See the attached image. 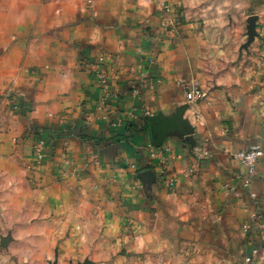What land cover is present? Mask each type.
<instances>
[{
	"label": "crops",
	"instance_id": "obj_1",
	"mask_svg": "<svg viewBox=\"0 0 264 264\" xmlns=\"http://www.w3.org/2000/svg\"><path fill=\"white\" fill-rule=\"evenodd\" d=\"M191 3L0 0V264H264L234 158L264 152V91L218 65ZM168 5L178 26L155 40ZM177 115L161 176L151 120ZM251 192L264 200V156Z\"/></svg>",
	"mask_w": 264,
	"mask_h": 264
},
{
	"label": "rangeland",
	"instance_id": "obj_2",
	"mask_svg": "<svg viewBox=\"0 0 264 264\" xmlns=\"http://www.w3.org/2000/svg\"><path fill=\"white\" fill-rule=\"evenodd\" d=\"M191 1L192 13L197 15L198 21L206 24V35L214 45L213 52L218 55V65L234 66L242 62L244 72H253L258 76L257 88L263 92L264 0ZM254 17L256 25L253 29ZM254 247L264 248V241Z\"/></svg>",
	"mask_w": 264,
	"mask_h": 264
},
{
	"label": "built area",
	"instance_id": "obj_3",
	"mask_svg": "<svg viewBox=\"0 0 264 264\" xmlns=\"http://www.w3.org/2000/svg\"><path fill=\"white\" fill-rule=\"evenodd\" d=\"M164 12H165L164 15L167 18V23L164 25V27L158 28L154 31L153 37L155 38V40H160L167 32L170 31L175 32L178 26L175 17V9L172 6L168 5L164 8ZM107 60L108 58H106L105 56H100L95 63V68L97 69L103 68L107 64L108 62ZM101 80H102V90L104 91V93L107 94V90L109 87L107 84V77L103 74L101 75ZM143 87H144L143 83L139 84L134 89V94L138 95L142 91ZM184 96L190 104L197 105L205 99L206 94L197 85L186 84L184 88ZM9 98L10 95L6 97V99ZM102 101L103 104H105L107 101V97H104ZM43 146H45V141L42 140L35 149V153L39 159L43 158V153H42ZM148 149L150 151V159L153 161H157L159 163L157 167L160 168L161 170L160 172L161 176H165L168 171V164L166 161L165 154L169 151V149H166L165 151H159L158 148L154 146V144H150L148 146ZM263 156H264V152L260 149L243 150L234 155V158L245 169V172L243 174L238 175L237 182L241 187L240 188L241 191L243 193H248L255 207V211L251 216L249 223L245 227V230L248 233H252V234L254 233L264 234V200H262V198H260L256 193L251 192V187L256 177L257 163ZM129 167L131 169H136V166L133 163H130ZM63 176L65 178L68 177L67 171L63 172ZM174 181L175 178H173V180H171V182L169 183L170 187L173 186ZM256 253L257 251H254L253 257ZM253 257L247 258L246 259L247 263H251V259Z\"/></svg>",
	"mask_w": 264,
	"mask_h": 264
},
{
	"label": "water",
	"instance_id": "obj_4",
	"mask_svg": "<svg viewBox=\"0 0 264 264\" xmlns=\"http://www.w3.org/2000/svg\"><path fill=\"white\" fill-rule=\"evenodd\" d=\"M255 25H256V18L254 17L252 19L253 29L255 28ZM181 127H182V120H181L180 115H177L176 117L169 119V120L152 119L151 120V132H152V137L154 140V146L160 147L162 145L160 140L167 132L180 129ZM139 177L144 178L142 173L139 175ZM50 264H58V260L56 259L54 262Z\"/></svg>",
	"mask_w": 264,
	"mask_h": 264
}]
</instances>
